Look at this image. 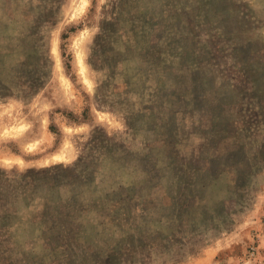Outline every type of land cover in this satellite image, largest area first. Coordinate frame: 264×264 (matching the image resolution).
<instances>
[{
    "label": "rangeland",
    "instance_id": "obj_1",
    "mask_svg": "<svg viewBox=\"0 0 264 264\" xmlns=\"http://www.w3.org/2000/svg\"><path fill=\"white\" fill-rule=\"evenodd\" d=\"M81 2L0 0V264H264V0Z\"/></svg>",
    "mask_w": 264,
    "mask_h": 264
},
{
    "label": "bare ground",
    "instance_id": "obj_2",
    "mask_svg": "<svg viewBox=\"0 0 264 264\" xmlns=\"http://www.w3.org/2000/svg\"><path fill=\"white\" fill-rule=\"evenodd\" d=\"M84 4H85V0H82V2H81V8H80V10H82V8L84 7ZM80 61V60H79Z\"/></svg>",
    "mask_w": 264,
    "mask_h": 264
}]
</instances>
